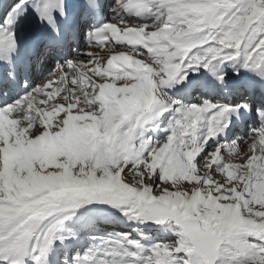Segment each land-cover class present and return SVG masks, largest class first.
I'll return each mask as SVG.
<instances>
[{
	"label": "snow or ice",
	"instance_id": "obj_1",
	"mask_svg": "<svg viewBox=\"0 0 264 264\" xmlns=\"http://www.w3.org/2000/svg\"><path fill=\"white\" fill-rule=\"evenodd\" d=\"M0 264H264V0H0Z\"/></svg>",
	"mask_w": 264,
	"mask_h": 264
},
{
	"label": "rangeland",
	"instance_id": "obj_2",
	"mask_svg": "<svg viewBox=\"0 0 264 264\" xmlns=\"http://www.w3.org/2000/svg\"><path fill=\"white\" fill-rule=\"evenodd\" d=\"M241 142H239V144H240ZM238 144V145H239ZM239 147V151H240V156L241 157H243L244 156V154H245V152L247 151V148H248V145H247V143H243L242 142V145H240V146H238ZM223 155H224V157H225V159L227 160V159H231V160H233L234 162H239V158L238 157H236V156H230V154L227 152V151H225L224 153H223ZM188 185H187V183L185 182V184L183 185V188L186 190V189H188Z\"/></svg>",
	"mask_w": 264,
	"mask_h": 264
}]
</instances>
